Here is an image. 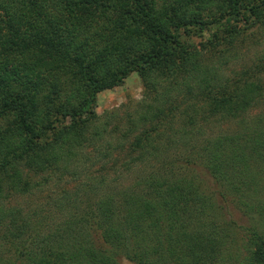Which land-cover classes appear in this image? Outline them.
I'll return each mask as SVG.
<instances>
[{"label":"trees","instance_id":"obj_1","mask_svg":"<svg viewBox=\"0 0 264 264\" xmlns=\"http://www.w3.org/2000/svg\"><path fill=\"white\" fill-rule=\"evenodd\" d=\"M242 24L264 27V0H0V264H264V60L226 66ZM133 72L143 97L110 127L97 96ZM131 135L127 183L88 182L45 221L19 202L50 172L93 179Z\"/></svg>","mask_w":264,"mask_h":264},{"label":"rangeland","instance_id":"obj_2","mask_svg":"<svg viewBox=\"0 0 264 264\" xmlns=\"http://www.w3.org/2000/svg\"><path fill=\"white\" fill-rule=\"evenodd\" d=\"M210 35V31H205L200 37L194 36L193 41L199 42L201 40H205L210 37ZM221 48L224 49L225 45H222ZM233 49L234 57H231V61L228 63V65H226L231 69H240L242 66L244 67V65H249L251 62H254L260 58L264 60V27L256 25L254 27L244 29V24H242L240 26V33L236 36ZM262 80L264 82V75L262 76ZM143 93L144 87L142 85L140 77L136 72H133L128 77H126L121 85L100 92L97 96L95 109L101 116V120H103L105 115L116 114V117L110 123V127H114L115 124H117L120 126V130H122L123 127L121 126V123L125 121L124 116L127 113H131L135 110L138 101H140L143 97ZM256 111L257 110H254V112ZM119 133L120 132H115L112 136L116 139L118 136H120ZM132 139L133 137L131 135L130 139H126L124 141V150H114L113 154L110 156L111 160H109L108 162H105L103 160H100L98 162L96 161L89 167V169H87L88 174H91L93 179H88L83 176L80 179V181H82L78 182L75 179H72V177L68 176L67 174H64L62 177V182L58 184L56 183L55 179L58 173L50 172L49 174L51 178L48 184L42 185L37 190L33 191V193L19 198V202L22 203L23 206L27 209L30 208V211L28 210L30 213H35L34 219L36 221H45L47 220V218L40 217V214L42 215V210L43 214H46L45 212L50 208L48 217L52 218L54 216V210L56 211V209H51L54 202L57 200H60L62 202L66 200L64 197L62 198V195H64L65 193L74 196L76 192H79V196H83L82 192L85 190V188L82 186L84 184L88 185V182H94L96 186L100 187L99 183L102 182L99 180H101L102 176H108L110 174V177L112 178L113 176H116V174H118L120 171H122L125 174L123 175L122 173L123 177L120 178V183H127L131 178H133L135 174L134 170L136 168L133 169V171L130 169H126V167H124V162L129 159L130 155H136L139 152V150L135 149L131 151ZM118 140L119 139L113 140L112 144H115ZM87 148L91 149L89 147ZM90 153L91 155L94 154L93 151H90ZM112 164H115V166L111 167ZM189 166L194 167V171L201 176L198 178L204 182V186L209 191L216 193V191L221 188L213 179V177L209 175L201 165L191 164ZM136 167H138V165H136ZM114 170H118V172H115ZM43 177L44 173H39L37 175H33L32 178H35L36 181H40ZM108 183L109 182L102 183V185H104L103 187H105ZM96 193L98 194L97 189ZM96 193L88 191L89 195H97ZM93 198L96 199L95 197ZM217 200L220 205L223 206V210L227 218L235 220L241 226L249 224L248 217L242 214L241 210H239L236 205H234L233 203L225 202L221 198H218ZM241 234H243V231ZM121 263L133 264L125 259H123Z\"/></svg>","mask_w":264,"mask_h":264}]
</instances>
